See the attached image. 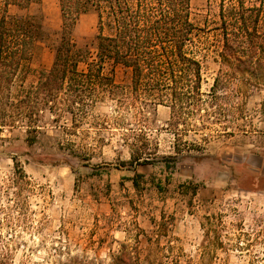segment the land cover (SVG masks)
Masks as SVG:
<instances>
[{"label": "rangeland", "instance_id": "1", "mask_svg": "<svg viewBox=\"0 0 264 264\" xmlns=\"http://www.w3.org/2000/svg\"><path fill=\"white\" fill-rule=\"evenodd\" d=\"M221 4L227 9L237 3L191 1L196 30L187 52L201 63L200 96H183L172 110L166 106L174 102L172 96L133 92L131 71L107 63L106 72L124 92L114 100L99 99L78 127L70 115L54 123L47 113L32 145L25 129L4 131L0 185L11 183L17 162L31 181L35 220L44 219L40 235L24 236L27 245L17 253L18 261L64 262L54 246L72 256L87 252L105 259L110 249L118 250L112 241L132 244L139 235L143 241L171 242L172 252H154L163 263L177 258L180 264H264V192L235 183L241 166H257L264 154V74H220L231 70L219 56ZM9 14L32 16L41 27L14 84L16 94L21 84L36 83L39 72L51 68L62 16L59 0H42L29 10L11 7ZM98 33L97 15H81L77 44L95 52ZM159 99L163 104L154 105ZM137 152L140 163L130 165ZM136 174L141 175L138 189Z\"/></svg>", "mask_w": 264, "mask_h": 264}, {"label": "trees", "instance_id": "2", "mask_svg": "<svg viewBox=\"0 0 264 264\" xmlns=\"http://www.w3.org/2000/svg\"><path fill=\"white\" fill-rule=\"evenodd\" d=\"M191 1L59 0L62 30L53 64L50 69L39 72L36 83L21 84L14 94V84L33 55L41 27L34 17L11 16L9 9L29 10L42 0H0V139L5 130L25 129L29 143L34 144L47 113L54 117V123L70 115L73 127L81 125L99 99L114 100L124 92L112 74L106 72L107 63L131 71L133 92L160 98L172 96L174 102L166 105L172 110L183 96H200L201 63L187 52L196 30L191 21ZM233 1L237 4L227 9L221 4L220 8L223 46L219 56L222 65L231 69L220 74L235 75L240 71L261 77L264 74V0L251 5L246 4L247 0ZM89 12L98 18L95 52L80 47L74 39L81 15ZM217 84L218 78L212 92ZM158 101L154 105L163 104L161 99ZM140 160L137 152L130 165ZM15 164L11 183L0 185V264H23L18 261L17 253L27 245L24 236L34 237L43 230L44 219L36 222V213L29 203L31 181L18 163ZM140 177L136 174L133 179L136 189ZM159 228L167 229L164 224ZM114 243L118 244V250L110 249L105 259L92 258L87 252L72 256L63 247L54 246L55 255L64 257V262L58 259L51 264H180L177 258L163 263L162 257L154 256V252H172L175 248L171 242L162 244L160 237H147L143 241L137 235L132 244L111 242ZM104 244L100 240L99 248Z\"/></svg>", "mask_w": 264, "mask_h": 264}, {"label": "crops", "instance_id": "3", "mask_svg": "<svg viewBox=\"0 0 264 264\" xmlns=\"http://www.w3.org/2000/svg\"><path fill=\"white\" fill-rule=\"evenodd\" d=\"M245 165V164H244ZM242 165L240 172L235 175L239 186L247 183L248 185L242 187L250 192H264V154L260 156V162L257 166L246 164Z\"/></svg>", "mask_w": 264, "mask_h": 264}]
</instances>
